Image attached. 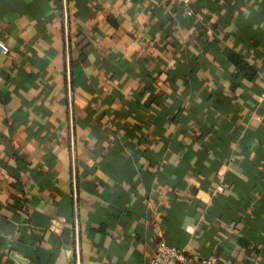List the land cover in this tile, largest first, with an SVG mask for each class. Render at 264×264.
I'll list each match as a JSON object with an SVG mask.
<instances>
[{"label": "crops", "instance_id": "0c3cea01", "mask_svg": "<svg viewBox=\"0 0 264 264\" xmlns=\"http://www.w3.org/2000/svg\"><path fill=\"white\" fill-rule=\"evenodd\" d=\"M195 2L0 0V264H264V0Z\"/></svg>", "mask_w": 264, "mask_h": 264}, {"label": "built area", "instance_id": "2783aa9c", "mask_svg": "<svg viewBox=\"0 0 264 264\" xmlns=\"http://www.w3.org/2000/svg\"><path fill=\"white\" fill-rule=\"evenodd\" d=\"M179 5L187 9L189 16L193 15V5L195 0H174ZM11 50L8 45L0 42V53L8 56ZM151 264H197L193 257H190L184 249H177L170 246L165 240L159 241L154 254L152 256ZM199 264H219L216 258L203 259Z\"/></svg>", "mask_w": 264, "mask_h": 264}, {"label": "trees", "instance_id": "16d2710c", "mask_svg": "<svg viewBox=\"0 0 264 264\" xmlns=\"http://www.w3.org/2000/svg\"><path fill=\"white\" fill-rule=\"evenodd\" d=\"M229 60L234 67V74L237 73H247L248 76H253L255 74V70L252 69L241 57L236 54L230 55ZM250 74V75H249Z\"/></svg>", "mask_w": 264, "mask_h": 264}]
</instances>
